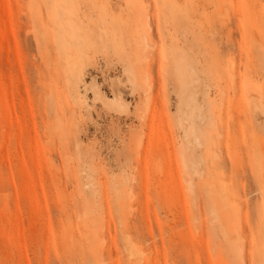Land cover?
Listing matches in <instances>:
<instances>
[{"label":"rangeland","instance_id":"rangeland-1","mask_svg":"<svg viewBox=\"0 0 264 264\" xmlns=\"http://www.w3.org/2000/svg\"><path fill=\"white\" fill-rule=\"evenodd\" d=\"M263 106L264 0H0V264H264Z\"/></svg>","mask_w":264,"mask_h":264},{"label":"bare ground","instance_id":"bare-ground-1","mask_svg":"<svg viewBox=\"0 0 264 264\" xmlns=\"http://www.w3.org/2000/svg\"><path fill=\"white\" fill-rule=\"evenodd\" d=\"M263 108H264V106H263ZM210 170H211V169H210ZM209 172L211 173V171H209ZM211 175H212V174H211ZM225 187H226V186H225ZM218 190H219V188H218ZM220 193H221V195H222L221 198H223V197L226 196V194H225V193H226L225 190L221 189L220 192H219V194H220ZM227 193H228V192H227ZM227 195H228V194H227ZM227 197H228V196H227ZM223 199H224V198H223ZM227 199H228V198H227ZM225 200H226V199H225ZM226 201H227V200H226Z\"/></svg>","mask_w":264,"mask_h":264}]
</instances>
